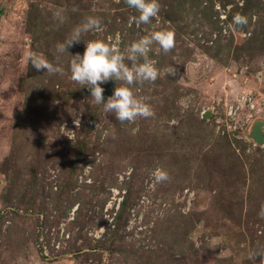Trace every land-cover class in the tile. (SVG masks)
<instances>
[{
  "label": "rangeland",
  "instance_id": "1",
  "mask_svg": "<svg viewBox=\"0 0 264 264\" xmlns=\"http://www.w3.org/2000/svg\"><path fill=\"white\" fill-rule=\"evenodd\" d=\"M159 4L130 27L126 0H0V264H264L247 259L264 248V0ZM88 16L100 30L82 39L122 51L173 32L149 56L176 74L130 86L153 116L120 122L70 79L85 42L60 57L55 45ZM30 54L64 72H38Z\"/></svg>",
  "mask_w": 264,
  "mask_h": 264
},
{
  "label": "clouds",
  "instance_id": "2",
  "mask_svg": "<svg viewBox=\"0 0 264 264\" xmlns=\"http://www.w3.org/2000/svg\"><path fill=\"white\" fill-rule=\"evenodd\" d=\"M129 8L135 10V15L129 18L128 24L131 27L134 23L137 26L150 24L160 11L159 0H126ZM76 9H73L75 11ZM59 23H64L65 16L63 9L53 13ZM248 20L245 15L236 14L233 16V23L245 25ZM101 21L99 18L88 16L81 23L72 28L70 33L55 45V55L62 56L69 52V48L76 43L85 42V50L81 55L77 52L72 54L69 63L70 79L80 87H87L90 97L96 105H100L105 113H111L120 122H132L138 117L148 118L154 115L150 103L138 98L132 88L133 84L155 82L163 75L174 76L176 67L168 66L158 69L156 62L150 59L152 46L158 45L164 52L168 53L174 48V34L169 30H156L148 35L132 41L125 50H121L117 43L110 40H84L83 34L99 31ZM29 62L32 68L38 72L47 71L50 74L63 73L64 68L49 62L44 57L30 54ZM109 80L122 82L116 86L112 95L104 98L103 84ZM157 182L168 179V174L162 169L153 172ZM259 216L264 218V205H261ZM249 262L264 261V248L257 247L247 254Z\"/></svg>",
  "mask_w": 264,
  "mask_h": 264
},
{
  "label": "water",
  "instance_id": "3",
  "mask_svg": "<svg viewBox=\"0 0 264 264\" xmlns=\"http://www.w3.org/2000/svg\"><path fill=\"white\" fill-rule=\"evenodd\" d=\"M263 124L262 121L260 122H256L253 125V129H252V136L254 137V139L257 142H261L262 141V132H261V125Z\"/></svg>",
  "mask_w": 264,
  "mask_h": 264
},
{
  "label": "built area",
  "instance_id": "4",
  "mask_svg": "<svg viewBox=\"0 0 264 264\" xmlns=\"http://www.w3.org/2000/svg\"><path fill=\"white\" fill-rule=\"evenodd\" d=\"M245 99H246V96H243L242 100H245ZM232 110H233V106H229V109H228L229 113H231Z\"/></svg>",
  "mask_w": 264,
  "mask_h": 264
}]
</instances>
